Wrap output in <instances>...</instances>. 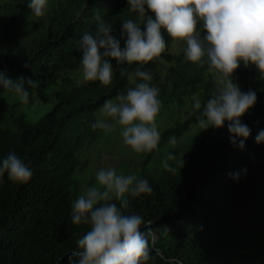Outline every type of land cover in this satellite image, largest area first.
<instances>
[{
  "label": "trees",
  "instance_id": "obj_1",
  "mask_svg": "<svg viewBox=\"0 0 264 264\" xmlns=\"http://www.w3.org/2000/svg\"><path fill=\"white\" fill-rule=\"evenodd\" d=\"M29 2L23 1L25 10H31ZM53 3L51 17L39 23L28 46L19 48L8 30L0 41V72L13 81L21 77L36 81V87L26 83L25 88L45 101L47 89L57 88L53 108L37 122L27 121L21 113L15 130L0 125V161L15 152L33 173L27 184L13 183L7 173L0 178V264H68V255L78 249L77 241L90 230L89 225L71 221L76 201L73 175L81 165L78 152L95 136L96 111L131 88L129 72L135 76L138 67L118 66L109 86L99 81L76 84L72 74L82 69L81 37L95 32L96 17L113 26L112 35L124 47L122 22L137 19V14L130 11L128 0ZM163 35L167 47L161 56L166 57L173 38L166 31ZM206 67L178 61L162 84L160 79L149 83H155L159 96L173 83L184 97ZM234 74L242 92L252 90L257 96L255 105L241 117L250 129L244 148L231 144L225 122L214 138L203 137L189 148L171 166L174 173L165 170L157 179L144 173L138 176L149 181L152 192L129 197L126 211L145 222L151 220L157 228L146 264H264V142L255 141L264 130V78L255 66L243 64ZM5 92L0 85V124L11 107ZM206 101L185 122L167 130L161 142L197 122ZM236 173L238 179L230 175Z\"/></svg>",
  "mask_w": 264,
  "mask_h": 264
},
{
  "label": "clouds",
  "instance_id": "obj_2",
  "mask_svg": "<svg viewBox=\"0 0 264 264\" xmlns=\"http://www.w3.org/2000/svg\"><path fill=\"white\" fill-rule=\"evenodd\" d=\"M128 5L137 19L122 22L124 47L112 35L113 26L99 16L95 32L81 37L85 81L111 85L112 61L117 66L138 65L135 76L143 81L115 100H106L93 129L107 133L119 126L124 144L137 154L158 149L161 133L157 117L162 103L159 89L150 85L152 75L144 66L159 60L165 52L166 31L174 40L186 44L188 61L201 68L207 65V71L214 74L216 87L197 119L198 126L201 130L220 129L227 122L231 144L243 149L250 129L241 117L255 105L257 96L252 90L242 92L233 74L243 64L246 68L255 66L264 78V0H128ZM28 7L35 17H44L49 0H30ZM26 83L37 86L31 79L13 81L0 72V85L24 104L30 95ZM193 108L201 109L200 99L193 98ZM237 138H242L238 145ZM255 141L264 142V130L259 131ZM169 142L174 145L175 137H170ZM167 160L174 161L175 156L169 153ZM163 167L176 171L166 161ZM5 173L10 181L20 184H27L33 175L15 152L0 161V178ZM230 175L239 178L238 173ZM96 181L72 205V223L89 225L90 230L77 241L78 249L68 255V264H146L157 228L151 220L145 222L140 215L126 210L130 208L129 197L152 192L149 181L118 173L114 167L100 169Z\"/></svg>",
  "mask_w": 264,
  "mask_h": 264
},
{
  "label": "rangeland",
  "instance_id": "obj_3",
  "mask_svg": "<svg viewBox=\"0 0 264 264\" xmlns=\"http://www.w3.org/2000/svg\"><path fill=\"white\" fill-rule=\"evenodd\" d=\"M21 1L0 0V41L5 31L8 30L7 33L13 35L19 48L23 49L26 45L28 46L39 23L41 22L40 25H42V20H49L54 3L53 0H49V9L46 15L37 18L31 10H25L27 7H22L23 1L25 0ZM185 48L186 44L173 39L167 49L168 56H161L159 60L147 64L144 66V70L151 73L154 82L160 79V83L162 84L171 66L176 65L178 61L184 62L187 60L185 57ZM118 68V66L113 67L114 75ZM72 76V80L76 84L89 82L83 79L82 69L74 72ZM129 76V85L132 88L138 82L133 72H129ZM233 78L234 82L239 85L242 91V84L239 77L233 74ZM193 81L194 83L189 86V90L184 97H180L177 94L173 83H169L168 88H163L165 93L159 96L162 107L157 117V126L158 131L161 133V139L167 130L182 124L194 113L193 98H198L201 102L211 98V93L216 87V80L214 74L207 71V67L203 71L202 78H194ZM154 82L153 86L155 84ZM56 90V86L47 89V93L49 94L47 101L42 99L37 93L31 94L29 95V102L27 104L19 101L14 93L9 91L5 92L3 95L11 107L7 110L6 121L0 125L15 130L16 117L21 113L24 114L27 121L32 123L37 122L53 108L56 102ZM121 94H126V92ZM117 96L111 99L115 100ZM101 108L102 106L96 111V120L101 118ZM94 131L95 136L78 152L81 165L73 175L72 186L75 200L83 194L87 187L97 183L96 173L102 168L114 167L118 173L125 175L139 176L141 173H144L151 178L157 179L165 171L163 162L166 161L170 166L179 162L184 157L186 151L198 140L203 137L214 138L217 129L209 127L207 130H201L198 123L194 122L180 135H173L176 139L174 145L169 142L170 138L163 142L160 139L158 149L152 153L145 154H137L129 146L124 144L123 138L120 135L119 126L112 132L107 133L99 129ZM169 153L175 156L174 161L167 160Z\"/></svg>",
  "mask_w": 264,
  "mask_h": 264
}]
</instances>
